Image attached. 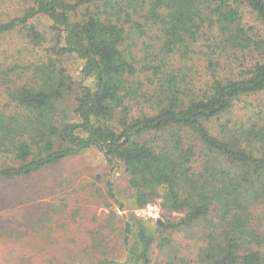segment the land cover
<instances>
[{
    "label": "trees",
    "instance_id": "1",
    "mask_svg": "<svg viewBox=\"0 0 264 264\" xmlns=\"http://www.w3.org/2000/svg\"><path fill=\"white\" fill-rule=\"evenodd\" d=\"M7 1L17 10L0 12V42L16 32L49 47L11 57L0 48V181L27 187L97 149L123 166L132 209L160 200L163 216L150 223L131 211L109 234L100 224L83 257L42 264H152L155 251L173 264L177 233L197 246L183 264H264L256 212L264 0H0V8ZM246 10L254 23L244 22ZM42 16L48 31L33 22ZM67 55L80 60L77 76ZM242 97L260 102L234 114ZM106 187L115 199L113 182ZM37 260L28 253L13 264Z\"/></svg>",
    "mask_w": 264,
    "mask_h": 264
},
{
    "label": "rangeland",
    "instance_id": "2",
    "mask_svg": "<svg viewBox=\"0 0 264 264\" xmlns=\"http://www.w3.org/2000/svg\"><path fill=\"white\" fill-rule=\"evenodd\" d=\"M6 4L8 6L0 8V12L17 10L12 1ZM33 22L40 30L48 31L47 17L42 16ZM244 22L254 23L253 16L247 10ZM48 47L47 43L35 48L25 44L16 32L0 42L1 51H6L9 57L17 55L19 51L29 55L35 52L43 54ZM62 61L69 72L78 75L79 59L67 55L63 56ZM257 100L256 97H242L235 103L234 114L251 109L260 102ZM127 180L118 161L110 164L101 152L90 149L44 172L30 186L24 187V182L0 181V264H13L28 253L38 259L36 264H42V259L83 257L85 251L82 248L92 241L100 224L109 225V229L105 230L109 234L110 228L119 226L122 216L131 211L150 223L157 222L145 219L139 212L141 208L132 209ZM108 181L113 182L115 199L108 196ZM152 203L158 207V219L163 221L160 200ZM256 212L262 216L261 228L264 231V205ZM179 215L172 213L171 218ZM111 237L116 245L114 250H118L120 234L114 232ZM173 245L177 259L173 264H183L181 260L192 258L197 248L195 239L183 233L174 236ZM162 255L155 251L152 264H167L168 258Z\"/></svg>",
    "mask_w": 264,
    "mask_h": 264
},
{
    "label": "built area",
    "instance_id": "3",
    "mask_svg": "<svg viewBox=\"0 0 264 264\" xmlns=\"http://www.w3.org/2000/svg\"><path fill=\"white\" fill-rule=\"evenodd\" d=\"M139 212L145 219L157 220L159 216L158 207L156 204L150 202L146 206L142 207Z\"/></svg>",
    "mask_w": 264,
    "mask_h": 264
},
{
    "label": "water",
    "instance_id": "4",
    "mask_svg": "<svg viewBox=\"0 0 264 264\" xmlns=\"http://www.w3.org/2000/svg\"><path fill=\"white\" fill-rule=\"evenodd\" d=\"M157 222L160 223L161 222V219H157Z\"/></svg>",
    "mask_w": 264,
    "mask_h": 264
}]
</instances>
